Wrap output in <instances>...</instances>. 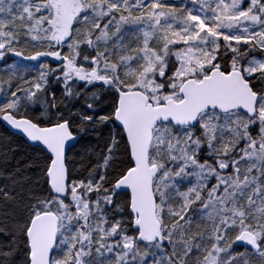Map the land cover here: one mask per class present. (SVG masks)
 Segmentation results:
<instances>
[{
    "label": "snow or ice",
    "instance_id": "1",
    "mask_svg": "<svg viewBox=\"0 0 264 264\" xmlns=\"http://www.w3.org/2000/svg\"><path fill=\"white\" fill-rule=\"evenodd\" d=\"M0 61V264H264V0H0Z\"/></svg>",
    "mask_w": 264,
    "mask_h": 264
},
{
    "label": "trees",
    "instance_id": "2",
    "mask_svg": "<svg viewBox=\"0 0 264 264\" xmlns=\"http://www.w3.org/2000/svg\"><path fill=\"white\" fill-rule=\"evenodd\" d=\"M19 61V58L8 57L7 63H13ZM24 63H28L24 61ZM5 62L0 61V69H3ZM0 75H3L0 72ZM8 146H11L15 149V157L13 158L12 154H9V162L11 167L9 171L18 166L21 170V178L31 175L32 173L27 170V164L30 160L35 159L37 156V152L34 151L21 137L11 134L7 128L0 122V156H2L3 152L6 150ZM5 165L0 163V169H3ZM5 183L10 185V181H6L4 179H0V187H3ZM11 186V185H10ZM17 190H19V185L17 186ZM12 203L5 202L2 198H0V221L4 220V213L12 210ZM238 251H243L238 249Z\"/></svg>",
    "mask_w": 264,
    "mask_h": 264
},
{
    "label": "water",
    "instance_id": "3",
    "mask_svg": "<svg viewBox=\"0 0 264 264\" xmlns=\"http://www.w3.org/2000/svg\"><path fill=\"white\" fill-rule=\"evenodd\" d=\"M1 123H2V122H1ZM2 124L7 128V130H8L11 134L16 135V136H19V137H21V138L24 140V138H23L22 136H20V135H18V134H14V133H13V130L10 129L6 124H4V123H2ZM24 141H25V140H24ZM240 249L244 250L243 248H240Z\"/></svg>",
    "mask_w": 264,
    "mask_h": 264
},
{
    "label": "rangeland",
    "instance_id": "4",
    "mask_svg": "<svg viewBox=\"0 0 264 264\" xmlns=\"http://www.w3.org/2000/svg\"><path fill=\"white\" fill-rule=\"evenodd\" d=\"M13 58H15V57H13ZM242 250V249H241Z\"/></svg>",
    "mask_w": 264,
    "mask_h": 264
}]
</instances>
